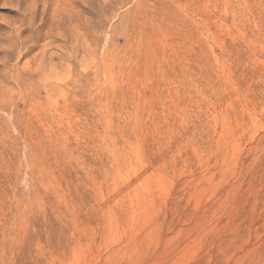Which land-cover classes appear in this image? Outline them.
Here are the masks:
<instances>
[{"label": "rangeland", "instance_id": "1", "mask_svg": "<svg viewBox=\"0 0 264 264\" xmlns=\"http://www.w3.org/2000/svg\"><path fill=\"white\" fill-rule=\"evenodd\" d=\"M26 2L0 0V35ZM108 3L87 15L83 90L47 99L21 73L0 112V264L259 262L264 0ZM54 9L38 0L37 22Z\"/></svg>", "mask_w": 264, "mask_h": 264}, {"label": "bare ground", "instance_id": "2", "mask_svg": "<svg viewBox=\"0 0 264 264\" xmlns=\"http://www.w3.org/2000/svg\"><path fill=\"white\" fill-rule=\"evenodd\" d=\"M39 1L44 7V12L48 8H55V13H50L48 21L37 22L36 7L38 0H27L19 9L18 17L9 24L8 31L0 35V112L4 114L8 113L7 110L14 105L21 73L32 79L38 78L44 83L49 82V88L45 90L47 99L50 94L59 89V85L66 87L71 84L76 92L83 90L81 80L85 77L86 71L83 70V56L80 58V53L86 51L84 43L87 38L91 37L90 30L93 29L92 20L87 15H91L90 11L92 10L98 11L96 4L98 1L103 2V0ZM108 2L110 7L120 9L129 5L132 0H108ZM103 5L106 6V4ZM42 42L43 44H41ZM54 43L58 44L55 45ZM95 58L96 53L93 54V61ZM56 61H59V64ZM76 64L78 65L77 70L80 69L77 71V75ZM59 67L67 70L66 78L60 83L53 78ZM92 74L93 77L97 74L95 62L93 63ZM4 91L7 92L6 95ZM259 166L260 159L258 156L247 166L245 173L248 176L249 184L258 181L260 177ZM254 197L253 192L248 199L253 200ZM242 201L244 202V199L238 201L239 205ZM250 220V213L246 211V225L235 224L231 228L235 237L241 236L250 229ZM232 247L235 250L238 249V239L232 241ZM258 258L259 262L257 263L240 259L237 264H264V253H261Z\"/></svg>", "mask_w": 264, "mask_h": 264}]
</instances>
